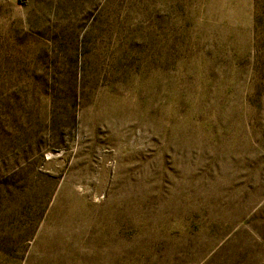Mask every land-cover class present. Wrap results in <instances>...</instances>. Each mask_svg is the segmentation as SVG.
<instances>
[{
  "label": "rangeland",
  "instance_id": "374dc122",
  "mask_svg": "<svg viewBox=\"0 0 264 264\" xmlns=\"http://www.w3.org/2000/svg\"><path fill=\"white\" fill-rule=\"evenodd\" d=\"M0 264H264V0H3Z\"/></svg>",
  "mask_w": 264,
  "mask_h": 264
},
{
  "label": "crops",
  "instance_id": "0c3cea01",
  "mask_svg": "<svg viewBox=\"0 0 264 264\" xmlns=\"http://www.w3.org/2000/svg\"><path fill=\"white\" fill-rule=\"evenodd\" d=\"M3 0H0V3L2 2Z\"/></svg>",
  "mask_w": 264,
  "mask_h": 264
}]
</instances>
